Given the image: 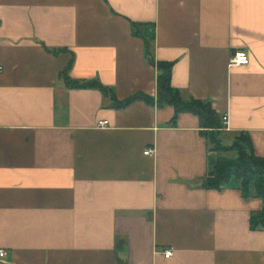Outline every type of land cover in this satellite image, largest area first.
Returning a JSON list of instances; mask_svg holds the SVG:
<instances>
[{"label": "crops", "instance_id": "1", "mask_svg": "<svg viewBox=\"0 0 264 264\" xmlns=\"http://www.w3.org/2000/svg\"><path fill=\"white\" fill-rule=\"evenodd\" d=\"M131 22L183 99L229 117L222 143L248 134L264 157V0H0V264H264L263 200L202 186L218 153L197 115L158 105ZM72 56L73 80L155 103L68 87Z\"/></svg>", "mask_w": 264, "mask_h": 264}, {"label": "trees", "instance_id": "2", "mask_svg": "<svg viewBox=\"0 0 264 264\" xmlns=\"http://www.w3.org/2000/svg\"><path fill=\"white\" fill-rule=\"evenodd\" d=\"M146 24L131 22L132 34L142 38L145 44V56L149 64L157 67L162 73L158 78L157 103L160 106L170 104L175 108V116L171 124L176 123L177 115L181 112H191L199 117L203 134L208 138L210 148L218 153L215 164V174L208 177L202 183L206 189H222L232 184V181H240L241 190L244 196L250 195L254 190L256 196L264 203V157L255 154L252 142L248 134H240L231 145H225L220 139V134L224 131L221 117L215 111L209 101L197 100L194 98L183 99L179 90L172 86V62L158 61L153 53L154 38L149 34ZM65 49L51 50L52 53L64 51ZM73 64V56L64 71L62 78L65 84L71 88H95L102 92L111 94V106L121 109L134 101H144L154 104L153 97L138 93L126 100L120 101L113 94V91L105 87L98 80L80 82L73 80L69 76V71ZM235 156L229 157V153ZM252 229L264 230V205L262 210L252 213L250 218Z\"/></svg>", "mask_w": 264, "mask_h": 264}, {"label": "built area", "instance_id": "3", "mask_svg": "<svg viewBox=\"0 0 264 264\" xmlns=\"http://www.w3.org/2000/svg\"><path fill=\"white\" fill-rule=\"evenodd\" d=\"M250 63V56L249 53L247 51H236L234 52L230 59H229V66L230 67H234V66H243V65H248ZM3 70L2 66H0V72ZM222 124H223V130L229 129V117L227 115H224L222 117ZM108 125V121H100L98 123V126L100 127H105ZM144 154L152 156L154 154V149L151 147H148L144 150ZM7 254V252L5 250H0V258L5 257ZM164 255L166 258H170L171 256H173V250L169 249V250H165L164 251Z\"/></svg>", "mask_w": 264, "mask_h": 264}, {"label": "rangeland", "instance_id": "4", "mask_svg": "<svg viewBox=\"0 0 264 264\" xmlns=\"http://www.w3.org/2000/svg\"><path fill=\"white\" fill-rule=\"evenodd\" d=\"M222 138L226 139V141H227L226 143H229V141H230L229 139H230V138H229L228 136H223ZM228 156H229V157H233V156H235V152H234V153H229Z\"/></svg>", "mask_w": 264, "mask_h": 264}]
</instances>
